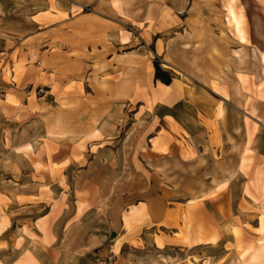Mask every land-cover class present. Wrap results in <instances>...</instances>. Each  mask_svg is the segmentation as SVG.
I'll return each mask as SVG.
<instances>
[{"label": "rangeland", "instance_id": "374dc122", "mask_svg": "<svg viewBox=\"0 0 264 264\" xmlns=\"http://www.w3.org/2000/svg\"><path fill=\"white\" fill-rule=\"evenodd\" d=\"M227 6L0 0V264L12 262L17 230L5 195L19 186L10 180L62 173L73 156L88 165L97 144L105 147L92 167L97 182L85 184L97 196L62 180L80 212L94 208L76 237L105 243L82 264H264V170L250 177V145L240 172L227 162L232 154L235 169L244 129L249 143L264 125V40L254 35L256 19L264 34V0L233 3L246 43L229 28ZM161 84L173 93L162 103L153 97ZM102 120L111 122L105 139L94 137ZM82 123L88 136L73 145ZM20 142L35 151L16 154ZM238 199L242 218L233 216ZM24 231L34 245L54 241ZM187 238L220 247L201 255Z\"/></svg>", "mask_w": 264, "mask_h": 264}, {"label": "crops", "instance_id": "0c3cea01", "mask_svg": "<svg viewBox=\"0 0 264 264\" xmlns=\"http://www.w3.org/2000/svg\"><path fill=\"white\" fill-rule=\"evenodd\" d=\"M80 113L78 112L76 115H82ZM207 120L212 121L213 118H209ZM103 121L104 120L99 122L97 131H99L105 139V137L108 138L110 135L106 133V131L108 129L107 125H110L111 122L109 120L108 122H104L102 125L101 123ZM33 126L34 125L32 124L29 127H24L21 134H26L28 131H31ZM88 127L89 125L87 126L83 123L80 129L75 127L74 135L76 134V137L71 141L73 145H76L78 142L80 143L88 136ZM258 128L259 130L256 132L254 139L249 142L250 144L248 143V133L245 129L244 138L236 140V143L240 144L237 154L238 161L234 164L235 169L232 170L233 161L230 158L232 157V154L227 155V158H229L227 161L229 164V171H234L235 173L240 172L239 168L241 167L243 160L248 162L249 159L245 156L249 145L250 155L247 157L250 159L253 158V164L251 167L252 173L250 174V177H255L257 169L264 170V125H258ZM22 139H24L23 136H21L19 140L22 141ZM94 142L97 143L99 141H92V143ZM209 143L212 144L211 141H209ZM27 145L33 146L34 149L33 143L21 145V142L14 149L16 150L20 146L25 147ZM91 147L92 144L89 145L87 143L86 148L89 149ZM95 148H97L98 151L93 153L92 150H90L89 155L92 156L93 161L88 163V165H83L79 160L75 159V157L71 155L73 156V161H71L70 164L63 169L62 173L59 171V173L51 175L48 172V174H45L42 177L43 179L40 180L33 177V179L29 178V182L26 181L27 179L25 177L10 180L11 182L18 181L17 185L19 186L16 197H10L8 194L5 195L9 200V203L7 204L10 213L8 216L9 220L10 222L15 220L14 222L17 227L16 233H14L15 238L10 240V243L13 246L12 251L14 252L11 255L12 262H10V264L18 263L23 258H26L27 255H31L38 264H82L86 257L95 254L94 252L97 248L105 244L104 241L100 239H98V241L95 239L90 240L88 237L82 239L79 234L78 238L76 237L78 232L87 228V218H89L94 208L92 207L80 212L77 192L66 191L62 183L63 180L64 183L72 185L73 181V184L77 185L79 190L86 188L87 191L92 193V196H97V191H94L95 189H93V187L90 191V189L85 185L87 182H97V179L93 177L92 167L95 163L96 156L103 151L105 147L101 144H97L95 145ZM16 154L28 155L23 151H16ZM210 154L213 156L211 150ZM243 155L246 159L242 158ZM32 169H34V167ZM41 189H46L47 191L44 192ZM231 196L232 202L235 205L233 192L231 193ZM246 201H248L251 206L255 205L251 199H247ZM21 202L24 203L22 204ZM234 205L233 216L235 218H237V216L242 218V216H240L239 199L237 200V215L234 213ZM260 209L264 211V207H260ZM263 216H256L258 227L260 225V219ZM252 219L254 218H250V220ZM258 227H255V229H258ZM25 228H28L29 234L37 236L41 241L45 239L43 236L44 233H47L48 235L50 234V236L54 238V241H50V244L47 246H44L43 243L34 245L31 238L26 235L24 231ZM97 244L99 246H97ZM218 244L219 242L216 244L198 243L195 247H203L200 249V252H202L201 255H204L206 249L211 248L212 250L218 251L220 247ZM90 245L92 246L90 247ZM210 259L216 261L221 258H218L217 254H212ZM201 260L205 259L201 258Z\"/></svg>", "mask_w": 264, "mask_h": 264}, {"label": "bare ground", "instance_id": "6f19581e", "mask_svg": "<svg viewBox=\"0 0 264 264\" xmlns=\"http://www.w3.org/2000/svg\"><path fill=\"white\" fill-rule=\"evenodd\" d=\"M225 1H227V3H228V6L226 8L227 9L226 13H227L228 26H229V28L234 29V34L240 42L246 43L245 30H244L243 23H242V17L238 13H236V11L233 8V3L235 2V0H225ZM261 26H262V20L256 19L255 24H254V27H255L254 28V35L260 41L264 40V34L262 32ZM260 56H261V64H262V67L264 70V50H262ZM160 86H161V90L158 93H153V97L156 98L158 96L157 101L162 103V102H166L168 99H171L173 97V95H172L173 93H170L171 88L169 86H165L163 84H161ZM94 137L100 138V137H102V134L99 131H95ZM16 150L26 152L27 154L34 152L33 146H31V145H27L25 147L20 146ZM162 151H165V148H163ZM76 158H77V156H76ZM190 203H193V201H190ZM125 219H126L127 224L131 222L130 219H127V218H125ZM262 228H264V217L261 219V229ZM187 241L189 242V245H191V244L195 245L196 243L197 244L198 243L216 244V242H217L216 239H212L211 241H208V242H206V241L191 242L188 238L186 239V242ZM27 260H28L27 264H38L37 261H35L31 255H29L27 257Z\"/></svg>", "mask_w": 264, "mask_h": 264}, {"label": "trees", "instance_id": "16d2710c", "mask_svg": "<svg viewBox=\"0 0 264 264\" xmlns=\"http://www.w3.org/2000/svg\"><path fill=\"white\" fill-rule=\"evenodd\" d=\"M158 78H159V76H158ZM162 81H163L164 83H166V84H170V79H169V80H163V79H162Z\"/></svg>", "mask_w": 264, "mask_h": 264}]
</instances>
